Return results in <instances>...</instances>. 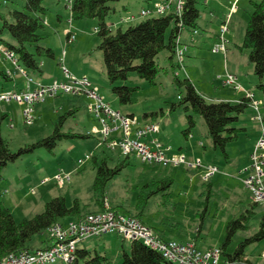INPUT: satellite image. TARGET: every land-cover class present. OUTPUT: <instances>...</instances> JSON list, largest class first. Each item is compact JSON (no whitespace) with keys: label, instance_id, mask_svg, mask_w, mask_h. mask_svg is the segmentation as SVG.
Returning <instances> with one entry per match:
<instances>
[{"label":"rangeland","instance_id":"1","mask_svg":"<svg viewBox=\"0 0 264 264\" xmlns=\"http://www.w3.org/2000/svg\"><path fill=\"white\" fill-rule=\"evenodd\" d=\"M2 11L20 9L27 0H6ZM262 0H230V7L226 0H198L201 11L198 35L185 30L181 41L188 47L182 69H176L181 79L189 78L197 90L209 102L238 103L250 91L259 103L262 119L259 120L253 107H249L240 117L238 128L245 127L246 133H240L238 141L227 147V156L221 150H216L208 135L207 125L203 118L195 115L196 126L188 132V114L183 108H176L171 112L172 104H178L179 97L184 95L174 84L175 74L171 68L169 53L163 51L158 58L160 74L155 85H151L132 73L127 81H119L112 85L107 77L103 52L100 50L101 39L99 20L96 18L72 20L71 4L69 0H43L48 10L46 15V36L39 46L54 51L56 58L38 57L40 71L23 70L21 64L14 63L5 55L0 57V72L8 70L14 74L13 81H7L0 74V95L16 88H26L29 79L34 84L48 86L55 82L66 80L64 70L67 69L77 80L87 79L93 88L112 110L121 112L125 116H135L140 125L157 123L160 126L159 139L166 146H170L172 153L186 157L187 161L198 163L204 167H214L217 171L206 179L207 171L190 169L186 165L179 167H163L143 163L136 156L128 157L130 165L122 171L106 189L104 210L98 207L99 196L94 192L93 185L96 178L94 157L100 163L105 157L110 159V167L123 158L119 147L110 149L108 146L98 147L97 136L87 139H62L53 148L38 147L32 152L20 156L15 162L3 169L0 176V199L10 209L14 219L20 223L25 219H32L45 210L51 200L63 197L68 208H73L78 202L81 215L104 212L107 209L114 212L118 208L135 211L138 198L142 192L155 191L156 183L172 181L170 189L153 196L145 210L144 219L148 228L157 231L168 241L183 245H192L199 251L219 249L225 241L229 222L240 218L241 215L253 214L247 231H239L228 248V254H233L236 248L246 239L256 235L261 230L264 217V203L259 207H252V194L246 189L244 180L250 175L252 154L257 142L264 135V100L258 90L259 78L254 74V65L249 59L248 51H242L246 28L252 3ZM207 3V4H206ZM219 3H222L219 5ZM153 1L120 0L108 4L113 11L106 17L107 26L115 33L118 29L126 30L130 26L139 24L153 15L142 17L144 9H151ZM229 7V9H228ZM235 7L234 12L232 8ZM214 16H210V14ZM134 16L136 20L130 23H120L122 18ZM227 22L228 54H213L212 49L219 43L215 35H220L221 27ZM1 26V22H0ZM67 31L76 37L74 43L68 42ZM171 28L167 32V40ZM1 38L10 44L15 41L7 31ZM195 41V42H194ZM2 45V42H0ZM29 51L36 53L34 47ZM177 65V62L175 60ZM230 73L236 75L245 86L244 91H236L223 86L224 79ZM29 79H28V78ZM17 84V85H16ZM37 87V85H34ZM19 85V86H18ZM114 87L135 88L131 104H122L113 93ZM235 91V92H234ZM238 98V99H235ZM91 99L82 95H69L60 92L56 97H47L43 103L35 105L32 125L24 121V106L11 101L0 103V132L8 143L11 153L16 154L20 149L53 135L60 117L70 111L75 114L64 121L61 132L63 134L87 135L94 127L101 129V125L90 111ZM157 115V116H156ZM5 117V118H2ZM93 154L86 160V153ZM258 157L264 161V149L259 150ZM84 161L83 165L79 162ZM57 176H62L63 185ZM151 185L150 189L146 188ZM146 188V189H145ZM126 216L122 213H116ZM130 217V216H126ZM76 217L60 220V224L67 225L76 221ZM155 229V230H154ZM47 243V244H46ZM51 246L47 233L36 235L30 246L46 248ZM91 252L93 256L99 254L109 260V264H121L126 253H130L131 241L123 240L119 236L105 235L101 238H91L79 245ZM264 240L250 244L245 254L253 264H264ZM81 259L78 264H86ZM222 263H226L224 258ZM56 264H63L58 262Z\"/></svg>","mask_w":264,"mask_h":264},{"label":"trees","instance_id":"2","mask_svg":"<svg viewBox=\"0 0 264 264\" xmlns=\"http://www.w3.org/2000/svg\"><path fill=\"white\" fill-rule=\"evenodd\" d=\"M116 1L120 0H75L71 7L72 20L89 18L99 20L100 30L98 35L101 39L100 50L103 52L104 65L110 83L114 85L119 81H127L130 74L136 73L139 78L151 85H155L156 79L160 74L158 58L163 51H167L170 54L168 60L175 74L178 66L175 63L177 38L185 30L194 33L199 29L201 11L198 8V0H185L183 15L181 17L171 12L164 16L147 19L139 24L128 27L126 30L120 28L113 33L107 26L105 19L113 11L108 4ZM6 4V0H0V42H2V45L8 52L13 53L17 57V63L21 64L19 67L22 70L40 71L41 64L38 57L45 56L53 59L55 57L54 51L39 46V43L46 37L44 31L48 26L46 22L48 10L44 7L43 0H27L22 10L9 9L2 11L3 6ZM252 7L253 11L250 14L243 44L240 49L249 53V59L254 65V74L260 80L257 88L262 93L264 100V0L259 3L253 2ZM170 28V35L167 40V32ZM4 31L10 34L15 44H10L1 38ZM29 47H34L36 53H31ZM0 74L5 79L11 80L5 73L0 72ZM174 84L180 91L184 90V95L179 97L178 104H172L171 112L181 107L186 113H191L187 116L190 125L188 132L196 126L195 115L203 118L214 148L221 150L227 156V147L238 141L240 133L244 131V129L238 128L237 124L240 122V117L251 107L252 100L244 97L238 103L209 102L197 90L189 78L181 80L175 75ZM134 92L135 88L130 87L113 88V93L117 95L122 104H131ZM74 114L73 111H70L65 116L60 117L53 135L31 145L29 148L20 149L16 154L11 153L8 143L2 138L0 132V176L3 169L10 163L15 162L23 154L32 152L38 147L48 146L51 149L57 145L58 141L65 138H91L92 136L88 134L67 135L61 132L64 121L68 116H73ZM93 159L95 162L94 169L96 170L93 190L99 196L97 200L98 207L103 211L107 197L106 189L109 183L130 165V158H123L115 167H110L109 158L105 157L100 163H98L95 157ZM152 186L156 187L155 191H150L149 193L142 192L140 194L135 211L122 210L121 212L117 210L118 208H115L113 209L114 213H122L126 216L137 218L147 225L144 214L150 199L159 192L170 189L173 186V182H161ZM152 186L148 184L146 188L150 189ZM251 205L254 209L259 207V204L256 203H252ZM81 211L78 202L75 203L73 208H68L66 199L58 197L46 204L43 213L36 215L32 219H25L18 223L14 219L10 209L0 199V262L11 253H18L24 250H37L38 248L35 249L30 246L36 235L47 233V230L51 226L60 224L61 219L68 217L82 219L84 216L81 215ZM247 213L249 214L248 216L243 214L240 218L229 222L227 226L225 241L219 248L227 264H253L245 254L246 248L252 243L264 240L263 217L260 232L243 241L233 254H228V248L235 235L239 231L248 230L247 223L253 212L250 210ZM155 232L160 238L166 240L156 230ZM48 247L47 245L46 248ZM80 248L78 246L76 253L77 260L74 264H78L81 259H86V264H109V260L105 256L97 253L93 256L91 252ZM121 264L170 263L159 252L146 247L143 242L134 241L131 242L130 253L124 255Z\"/></svg>","mask_w":264,"mask_h":264},{"label":"built area","instance_id":"3","mask_svg":"<svg viewBox=\"0 0 264 264\" xmlns=\"http://www.w3.org/2000/svg\"><path fill=\"white\" fill-rule=\"evenodd\" d=\"M75 0H69L74 3ZM206 2L208 0H205ZM185 0H161L156 1L151 9H144L140 16L150 17L153 15L164 16L171 12L181 17ZM235 7L232 8L234 12ZM136 20L134 16L122 18L120 23H130ZM227 22L221 27L218 36L219 43L215 44L212 53L228 54V33ZM184 31V29L182 28ZM184 33V32H183ZM196 33V32H195ZM69 43H74L76 37L71 31H67ZM182 34L176 40L175 60L180 69L184 66L187 46L183 47L181 41ZM5 55L9 59H14L13 53L8 52L4 46L0 47V57ZM15 65L18 64L14 59ZM23 71V70H22ZM66 80L55 82L48 86L34 84L32 79L27 82L26 88L20 91H6L0 95V103L11 101L24 106L23 117L28 125H32L36 118L34 108L36 104L43 103L47 97H56L60 92L71 95H82L93 101L90 111L101 125V129L94 127L88 135L99 138L98 147L115 149L119 147L124 157L136 156L145 164L160 165L163 167H179L186 165L192 169H202L207 171L206 179L213 176L217 171L214 167H204L200 162H188L186 157L172 153V148L162 143L158 138L160 126L157 123L140 125L135 116H125L121 112H116L104 102L98 94V89L93 88L87 79L77 80L72 77L67 69L64 70ZM26 72L23 71V74ZM6 75L13 79L14 74L8 70ZM26 75V74H25ZM177 76L178 74L175 73ZM225 87H231L236 91H244L235 75L228 73L224 79H220ZM37 85V87L33 86ZM246 98L252 100L251 106L255 110L259 120L262 119L259 103L255 101L251 92H246ZM264 149V135L257 142L254 153L252 154V166L250 175L244 180V185L252 194L253 203H264V161L258 157L259 150ZM92 153H86V160L91 159ZM80 165L84 161L79 162ZM59 183L63 185L62 176H57ZM47 235L52 242L48 248H40L34 251L24 250L18 253H11L6 256L0 264H74L77 260L78 246L91 238H101L105 235L111 237L119 236L123 240L131 242H143L149 247L159 252L170 264H227L222 263V253L219 249L199 251L192 245H183L174 241L164 240L153 231L146 227L137 219L116 214L110 210L89 214L71 221L67 225L55 224L47 230ZM264 258V253H263Z\"/></svg>","mask_w":264,"mask_h":264},{"label":"crops","instance_id":"4","mask_svg":"<svg viewBox=\"0 0 264 264\" xmlns=\"http://www.w3.org/2000/svg\"><path fill=\"white\" fill-rule=\"evenodd\" d=\"M217 1V0H216ZM154 3L156 2V1H153ZM230 0H226V5H228L229 7H230ZM207 4V3H206ZM222 3H219V5H221ZM229 7H228V9H229ZM210 16L212 17V16H214L212 13L210 14ZM188 32H190V33H192V34H195V35H198V32L196 31V33L194 32H191V31H188ZM217 35H215V37H214V39H213V41L215 40L216 41V39H217ZM195 42V41H194ZM3 45H0V47H2ZM56 58V55H55V57H54V59ZM42 65V64H41ZM236 76V75H235ZM237 77V76H236ZM237 79H238V82H239V84L242 86V84H241V81L239 80V78L237 77ZM7 81H13V79H11V80H8V79H6ZM192 81V80H191ZM17 85V84H16ZM195 85V84H194ZM19 86V85H18ZM243 87V89H244V92H246V90H245V86H242ZM24 88H21V87H19V88H16L15 89V91H20V90H23ZM235 92V91H234ZM247 92H250V91H247ZM244 98V97H243ZM242 98V99H243ZM235 99H238V98H235ZM219 100H221V99H217L216 101H219ZM234 101V100H233ZM233 101H231V102H233ZM240 129H244V132H242V133H246L247 132V129L245 128V127H241ZM160 135V134H159ZM239 138H240V136H239ZM162 141V140H161ZM163 143V142H162ZM172 151H173V149H172ZM178 154V153H177ZM190 162V161H189ZM189 168V167H188ZM190 169H192V168H190ZM80 249H82V247L80 248Z\"/></svg>","mask_w":264,"mask_h":264}]
</instances>
